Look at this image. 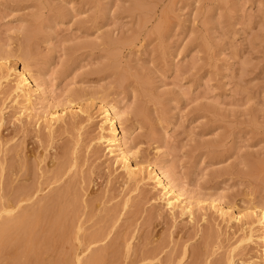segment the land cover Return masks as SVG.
Segmentation results:
<instances>
[{"label":"rangeland","instance_id":"obj_1","mask_svg":"<svg viewBox=\"0 0 264 264\" xmlns=\"http://www.w3.org/2000/svg\"><path fill=\"white\" fill-rule=\"evenodd\" d=\"M105 107L129 134L134 179L99 138ZM16 145L28 182L67 162L61 181L92 202L79 234L121 236L116 264H173L205 235L206 264H262L264 0H0L1 180ZM155 167L189 211L166 204Z\"/></svg>","mask_w":264,"mask_h":264},{"label":"bare ground","instance_id":"obj_2","mask_svg":"<svg viewBox=\"0 0 264 264\" xmlns=\"http://www.w3.org/2000/svg\"><path fill=\"white\" fill-rule=\"evenodd\" d=\"M17 76L24 84H31L32 80L25 65L19 68ZM16 89L20 91L19 97H21L22 102L28 104L30 96L20 89V85L16 86ZM104 112L106 114L105 122L108 125L107 134H101L99 138L107 142L110 150L118 151L117 155L124 163L126 176L129 179H134L138 173V169L135 167L138 165L135 160L130 158V150L126 147L129 134L124 130V126L118 122L119 114L113 107H105ZM51 126L50 124L47 125L49 131ZM16 146L12 147L11 162L7 166L9 175H14V178L9 177L1 180L3 165L0 164V264H116L117 251H121L118 250L120 249L121 240L119 237L122 239L121 236L104 241L106 240V236H104L106 232L103 233L102 226L84 235L79 234L82 229L79 210L83 204V206L89 207L92 202L85 201L83 203L81 201L82 196L79 195L81 192L79 193L80 189L78 190L80 187H77V183L73 179L61 181L67 162L62 160L56 164L54 169L52 168L49 174L39 177V179H31L33 181L30 182L29 180L28 182L31 174L29 171L32 170V166L27 160L21 158L22 149L20 146ZM27 151L31 152V150ZM152 173V176L162 185L165 193L169 196L166 199V204L172 207L177 202L181 208L189 211V206L184 204L186 198L183 196L182 189L169 181L156 167L152 168ZM19 177L24 178L27 183L18 184ZM232 208L233 206L226 205L219 209L221 216L225 213L233 214ZM228 211L230 212L228 213ZM80 213L82 214V212ZM259 217L264 227V210L259 212ZM204 237V242L202 241L199 245L197 243V246H195L196 244L193 245V249L184 247L180 256H177L176 262H173L179 264L185 257V260L190 258L187 264H206V258H208L206 248H209V244L206 243L208 235ZM100 242H102L101 245L91 247ZM158 246L156 249L152 248L151 252L159 254L158 251H161L163 247ZM85 252H87L86 255L82 256ZM149 253L140 254L139 260H144L143 257ZM118 257L120 259V255ZM117 263L119 264V262ZM233 263L232 258L228 257L224 264ZM211 264L223 263L217 260Z\"/></svg>","mask_w":264,"mask_h":264}]
</instances>
